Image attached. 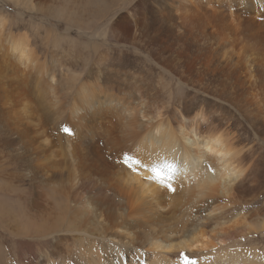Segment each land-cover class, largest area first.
Returning <instances> with one entry per match:
<instances>
[{"label":"rangeland","instance_id":"1","mask_svg":"<svg viewBox=\"0 0 264 264\" xmlns=\"http://www.w3.org/2000/svg\"><path fill=\"white\" fill-rule=\"evenodd\" d=\"M91 1L97 4V11L98 7L99 11L94 12L91 27L84 31L40 14L33 9L31 3L28 4L31 5L30 7H23L22 5H27L28 0H23L22 5H16L11 0H0V19L4 24L1 32L3 35L0 34V210L3 209L1 205L4 206V212L0 213L2 216H0V264H36L37 261H33L35 258H38L42 264H47L46 259H42L43 255L52 250L55 244L54 237L59 241L61 236H63L62 241H65L63 244L69 247L64 249V246L60 245L63 249H58V254L62 252L61 254L65 253L64 256L67 255L65 264H86L84 256L80 255L82 252L80 247L85 243L88 247L89 244L86 242L88 239V241L99 240V235L88 237L86 234L81 236L77 234L75 223L70 226V233L66 232L67 219L55 221V223L58 222L56 225L59 232L49 238L42 235L40 238L36 236L37 234L32 236L24 235V233L16 234L17 227L9 225L10 221L7 219L11 216L10 220H19L20 226L30 231L38 230L46 227L47 222L50 221L48 217L51 212L55 214L59 211L57 206L68 207L65 200L58 203L54 194L52 196L53 192L47 194L43 191L44 186L56 190L61 186L60 181H62L57 174L58 169H55V161L51 163L47 174L42 168L44 160L40 143L45 140L43 131L53 133L52 135L57 137L59 133L56 130L62 124L63 128L67 127L70 130L67 132L69 136L75 138L71 145L72 151L87 149L92 156L99 155L103 161L104 143L108 138L107 135L110 134L108 129H113L110 128L112 124H116L117 127L121 124L114 120L113 116L123 119L124 123L131 120L130 123H136L141 129L147 130L150 128L147 125L150 121L147 120L148 118H143V114L150 118L158 117L159 110L172 111L177 105L196 108V111L206 109L213 120V126L217 124L216 133L217 131L219 134L227 133L231 144L233 143L235 149L241 153V164L257 170L253 171L243 183L244 185L239 187L240 190L236 191L239 192L238 199L227 197L222 187L214 193L215 197L209 198L211 202L206 201L207 204L209 203L208 213L216 209L217 214L222 213L224 219L219 215L214 217L218 219L209 222L203 230L207 233L208 239H211L212 229L217 227L215 222L220 223L221 220L218 227L220 229L235 226L231 228L234 234L236 233L234 236L237 235L239 238L228 246L230 251H235L242 258L252 257L255 254L257 259L264 261V228L262 226L264 224V69L261 66V60L264 57L253 65L259 73L257 77L259 87L255 91L251 90L247 96L246 92L241 94L239 86H232L238 81V77L232 80L226 74L228 71L220 72L223 69L220 67L221 60L212 64L211 55L199 53L198 49L192 46L204 29L217 36L220 32L217 28V25H220L219 22L230 24L225 18L226 12L231 9L230 0ZM215 4L220 6L218 7L220 10L223 9L222 13L215 11ZM165 6L166 8L162 9ZM234 6L237 7L236 4ZM171 10L178 15L177 21L181 25L176 31L170 28V24L174 25L175 18L172 21L167 20L170 19L168 14ZM137 17L138 20H142L137 21L135 19ZM187 21L197 25L198 32L192 28H186ZM22 34L26 37H20ZM9 37H12L15 43L26 39L30 51L26 59L29 62L24 65L26 70L22 66H19L22 68L20 70L16 69L19 67L11 70L14 60L6 53L7 43L3 42ZM245 49V57L251 56L254 49L257 53L262 52L260 47L257 48L254 45H248ZM237 61L228 68L240 72L239 63L243 61ZM18 65L19 63L15 66ZM5 74L8 78L3 76ZM3 77L7 81L2 80ZM97 80L101 81L102 89L94 86ZM25 81L27 86L23 83ZM229 82L230 87H228ZM41 89H44L43 93H40ZM82 96L83 99H81ZM109 101L113 104L108 107L102 105ZM250 102L255 105L252 104L250 107ZM94 106L96 107L93 108ZM102 107L111 122L104 126L99 124L96 126L89 121L90 116L93 114L92 111ZM6 121L11 125L3 124ZM41 123L44 126L47 125V129L43 128ZM216 126H214L215 129ZM78 132L80 137L77 136ZM94 133L100 135L97 137L98 147L95 154L90 148L91 142L95 140ZM119 135L121 138L122 135ZM123 135L124 145L119 146L124 148L126 144L131 147L132 144L127 143L128 134ZM58 138L53 140L51 136L50 139L55 143ZM62 146L64 145L56 144L52 150L56 152L59 149L64 152ZM80 159L85 165L95 161L92 158ZM254 172L257 173L253 175ZM89 173L90 171H86V175ZM67 174L69 175V171ZM95 174L94 184L103 186L107 182L109 184L105 186H108L113 182L111 178L103 179L97 173ZM30 186L34 187V195H31ZM35 199L40 203L39 208L31 206ZM47 202H55L51 212L49 210L46 212ZM5 209H9L10 213H5ZM61 209L60 212H64ZM45 212L48 214L47 218ZM208 213L205 215L208 216ZM213 215L211 214V217ZM187 219L188 223L192 224L191 218ZM174 234H171V237L175 238ZM80 237L83 239L82 242L78 240ZM101 241L109 250L113 247L112 253L121 254L124 264H128L125 254L116 250L117 243L113 245L111 239L107 241L105 238ZM217 243L220 244V241ZM136 247V249L139 248L137 257H134L136 263H139L137 260L140 258L148 262V258L150 259L154 254L157 255V252H152L149 246L142 245L140 241ZM69 249L72 250V254L69 253ZM206 252H208L207 255L201 253V256L190 255L192 257L187 258L189 264H195L203 257L204 260L205 257L213 256L215 253L218 255L221 250L217 249L212 254L209 251ZM134 255H136L135 252ZM107 257L104 254L103 260L106 259V264H109L114 255H107ZM51 258H53L50 260L51 263L58 262L56 257L51 256ZM178 258L181 264H186L185 260H181L179 256ZM129 261H132V258Z\"/></svg>","mask_w":264,"mask_h":264},{"label":"bare ground","instance_id":"2","mask_svg":"<svg viewBox=\"0 0 264 264\" xmlns=\"http://www.w3.org/2000/svg\"><path fill=\"white\" fill-rule=\"evenodd\" d=\"M11 1L16 5H22L23 2V0ZM29 3H31L33 9L35 11L37 10L40 14L64 22L69 26L78 27L80 30L84 31L91 27V21L97 11V4H94L91 0H28L27 5L23 3L24 5L22 6L30 7L31 5H28ZM35 3L38 4L33 5ZM230 4L231 9L229 8L230 10L226 12L227 16L225 17L229 20L228 22H230V24L227 25L219 22L220 25H217V28H219L220 32L216 30L219 33L217 36L207 29H204L200 32L198 35L199 38H196L192 46L193 48H197L199 53L202 52L205 53V55H211L212 64L221 60L222 63H219L221 64L220 67L223 69H221L220 72L228 71L226 74H228L232 80H236V77H238V81L231 85L239 86L241 94L246 92L248 96L251 90L255 91L259 87L257 79L259 73L253 65L254 62L257 64V61L264 57V0H230ZM235 4L237 7L234 6ZM215 6V11H221L222 13L223 9L220 10L218 8L220 7L219 5L216 6L217 8ZM147 8L154 10V8ZM164 8H166V6L162 9ZM246 8H248V10ZM223 14L225 15V11ZM168 16L170 18L167 19L168 21H172L175 18L174 25L170 24V28L175 31L178 30L181 26L177 21L178 15H175V12L171 10ZM225 18H223V20H226ZM135 19H137V21L142 20H138V17ZM205 24L206 23H204V25ZM0 28V34L3 35L1 32L4 29V24L1 19ZM186 28H192L196 31L197 25L187 21ZM5 30H7V28H5ZM223 35L224 37H222ZM22 36L26 37L24 34L20 37ZM12 41V37L3 40L4 44L7 43L5 45L6 53L14 60V66H12L11 70L19 66L25 69L24 65L29 62L26 59H28V54L30 53L27 41L25 38L21 41L18 40V43ZM248 45L257 46V48L260 47L262 52L257 53V50L254 49V51L251 52V56L245 57V48ZM237 60L243 61L239 63L241 65L238 67L240 72H235L234 69L228 68V66L234 65ZM18 63L19 65L15 66ZM261 66L264 69V59L261 60ZM20 67L16 69H22ZM7 70L9 71L10 67ZM211 75L213 76V74ZM3 76L8 78L6 74ZM3 78L2 80L7 81ZM25 82L23 83L27 86V82ZM100 82V80H97L94 86L102 89ZM24 85H22V87ZM228 87H230V82ZM25 90L26 89H24V91ZM42 90L44 89H41L40 93L44 92ZM21 94L23 97V93ZM97 94L98 93H96V95ZM81 99H83V96ZM111 104H113V102L109 101L102 105L108 107ZM252 104L255 105V103L250 102V107H252ZM95 107L96 106L93 108ZM92 112L93 114L90 116L89 121L96 126L98 124L104 126L109 123L110 119H108L107 115L103 112V107L95 109ZM208 113L209 112L206 109L204 110V108L201 111H196V108L177 105L172 111L167 110L163 112L159 110L158 117L150 118L143 114L142 117L148 118L147 120L150 121V123H148L149 121L147 122V125L150 126L147 130L141 129L134 121L136 125L130 123L131 120L128 121V123H124L122 122L123 119H117V117L113 116L114 120L121 122V124L119 127H117L116 124H112L110 128L113 129H108L110 134L107 135L108 138L104 143L105 157H103V161H101L99 155H96L97 157L92 156L87 149L75 152L72 151L73 147H71V145L75 138L64 132V128L61 126L62 124L57 130L55 129L59 133L57 134L59 138L56 139L57 141L55 143L50 138L53 136V140H55L57 137H54V135H52L53 133L51 134L48 131H43L42 134L45 140L40 143V151L44 160L42 168L46 170L47 174L51 163L55 161L54 165L56 168H54L58 169L57 174H59L58 176L62 180L60 181L61 186L57 187L56 190L44 186L43 191H46L47 194L53 192L52 196L54 194L57 202L59 203L61 200H65L68 207L56 205L59 211L55 214H51V209H53L55 202H47L46 212L49 210L51 213L49 217L46 212L44 214L50 221H46V227H42L38 230L30 231L26 227L20 226L21 223L19 220H10V215V218L8 217L7 219L10 221L9 225L17 227L15 231L16 234L24 233V235L27 236L37 234L36 236L40 238L41 235L42 237L49 238L57 235L59 232L56 225V223L58 224L59 222L57 219L61 221L67 219L66 232H69L70 226L75 223V231L80 236L83 234H86V236L88 235V237L99 235L98 241L94 239V241H88V239L86 240L87 244H89L88 247H86V243L80 247L82 251L80 255L84 256L86 264H106V259L103 260L104 254H106V257L107 255H114L113 259H110L111 262L109 264H124L123 256H121V254L117 255L112 253L113 247L109 250L107 245L101 241L103 238L107 241L111 239V244L113 245L117 243L116 247L118 249L116 250L123 252L128 261L132 258V261H127L128 264H176L175 262L181 264L182 262L179 261L178 256L181 260H185V257H192L190 255H193V257L200 255V253L207 255L208 252L206 251H209L211 254L212 252L215 253L217 249L221 250V253L218 255L215 253L213 256L205 257L204 260L203 257L202 260H199L195 264H264V261L257 259L255 254H253L252 257L242 258V256L238 255L235 251H230L228 246L231 242H235L239 238L237 235L234 236L236 233L234 234L232 231L231 227L235 226L227 227L228 229H226V227L220 229L218 227L220 226L219 224H221V220L220 223L215 222L217 223V227L212 229L213 233L211 239H208L207 233L203 230L209 222L218 219V217H214L219 215L224 219L223 214H217L218 210L216 209L208 213L209 210L207 207L209 203L207 204V202H211L209 198H211L219 188L223 187L227 197L238 199L237 195L239 192L237 193L236 191L240 190L239 187L244 185L243 183L250 177L253 171H257L256 169L252 168V170L241 164V153L235 149L233 143L231 144L230 138H227L230 136H227V133L224 134L223 132L219 134L218 131L216 133L217 124L214 125L216 126L215 129L212 123L213 120ZM10 114L9 112V115ZM5 120L7 119L5 118ZM135 121L137 122L136 119ZM10 122L12 123V121ZM3 124L6 125L10 123L6 121V123ZM41 126H44V124ZM75 127L78 126L76 125ZM43 128L47 129V125ZM22 131L25 130H21V132ZM50 134L51 136H49ZM119 134H121L122 137L124 136L123 134H128L127 143L130 142L132 146L128 147L125 144L124 148H121L120 146H123L124 142L122 141L123 138L119 137ZM77 136L80 137V132H78ZM93 136H95V140L91 142L90 148L95 154L98 147L96 145L98 143L97 137H100V135L94 133ZM101 137L104 138L103 136ZM58 141H60V143H58ZM56 144L60 146L61 144L64 146L67 145L65 147L62 146V150L65 151L61 152L58 149L54 152L55 150L53 151L52 147ZM125 156L132 158L127 164L124 162ZM80 158H92L95 161L85 165ZM99 160L101 162H99ZM109 160H111V162ZM135 161H139V163L137 164ZM166 165H174L175 170L172 172L171 180L168 179L169 169ZM32 167L34 166L32 165ZM153 168H158L161 171L164 180L163 183H161L160 179L156 178V174L152 171ZM68 171L69 175L67 174ZM86 171H90L89 175H86ZM95 173L100 175L103 179L111 178L113 182L111 181L112 183L108 186H105L109 184L107 182H105L103 186H101L102 184H94ZM256 173L257 172H254L253 175ZM168 183H171L173 188H175L174 193L167 188ZM30 189L31 195H34V187ZM238 197H240V195ZM31 206L39 208L40 203L35 199ZM1 207L3 209L0 210V213H3L4 206L1 205ZM60 209L64 212L61 213ZM9 211V209H5V213H10ZM206 213H208V216L205 215ZM211 214H214L213 217H211ZM188 217L191 218L190 221L192 224L188 223ZM233 219L234 217L232 220ZM55 221L58 222L55 223ZM262 226L264 228V224H262ZM171 234L176 235V237H171ZM62 237L63 236H61V238ZM61 238H59L58 241V239L54 237L55 244H53L52 250L46 253V255H43L42 259H46L45 262H47V264H53L50 261L53 259L51 256L58 259L56 264L66 263L65 260L67 259H65V257L67 255L64 256L65 253L61 254V251V253L58 254V249H63L60 245H63L64 249L67 247L63 244L65 241H62ZM79 239L81 242L83 241L81 237L78 238V240ZM228 240L230 241L229 243L227 242ZM139 241L142 245L149 246L152 252H157V255L153 253L155 256L153 255L150 259H147L148 262H145L143 258L137 260L139 263L135 262L136 259H134V257H137L139 252V248L136 249ZM218 241H220V244L217 243ZM129 247L130 249H128ZM68 248L69 247L66 249ZM103 251L104 253H101ZM134 252L136 255H134ZM69 253L72 254V250L69 249ZM107 259L109 260L108 257ZM33 261H37L36 264H42L38 258H35Z\"/></svg>","mask_w":264,"mask_h":264},{"label":"snow or ice","instance_id":"3","mask_svg":"<svg viewBox=\"0 0 264 264\" xmlns=\"http://www.w3.org/2000/svg\"><path fill=\"white\" fill-rule=\"evenodd\" d=\"M64 132H69L70 130L65 127L64 129ZM130 160H132L131 157H128V156H125V160L124 162L127 164ZM135 163H139V161H135ZM131 166V165H129ZM166 167L169 169V173H168V179L171 180V177H172V172H174L175 168H174V165H166ZM152 171L156 174V178L157 179H160L161 180V183L164 182L163 180V176L161 174V171L158 169V168H153ZM167 188L170 190V191H173L175 192V188H173L172 184L171 183H168L167 184ZM185 261H186V264H189L188 260H187V257H185Z\"/></svg>","mask_w":264,"mask_h":264}]
</instances>
